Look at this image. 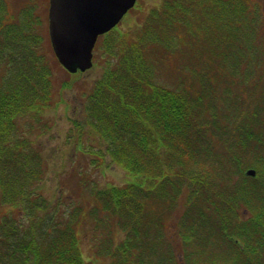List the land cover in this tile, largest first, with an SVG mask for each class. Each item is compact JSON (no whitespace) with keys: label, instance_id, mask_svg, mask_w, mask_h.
Segmentation results:
<instances>
[{"label":"trees","instance_id":"16d2710c","mask_svg":"<svg viewBox=\"0 0 264 264\" xmlns=\"http://www.w3.org/2000/svg\"><path fill=\"white\" fill-rule=\"evenodd\" d=\"M255 2L169 0L136 40L120 22L100 35L95 48L102 39L117 64L94 83L84 123L74 119L70 135L103 141L106 153L82 149L95 163L110 156L128 179L94 188L92 205L73 207L76 222L62 226L57 213L44 221L49 202L39 185L49 161L23 125L55 105L51 70L35 68L48 60L44 37L33 10L16 22L0 0V215H7L0 264H163L166 257L167 264H264V21ZM161 72L174 83L158 82ZM250 167L255 176L246 174ZM179 196L182 209L162 226L157 218L174 211ZM88 221L97 247L91 261L78 233ZM145 246L151 256L141 258Z\"/></svg>","mask_w":264,"mask_h":264},{"label":"rangeland","instance_id":"374dc122","mask_svg":"<svg viewBox=\"0 0 264 264\" xmlns=\"http://www.w3.org/2000/svg\"><path fill=\"white\" fill-rule=\"evenodd\" d=\"M4 1L11 6V14L14 15L16 22L24 16L27 10H33L35 12L33 27L44 37L41 49L43 50L44 56L48 58L45 62L39 61L35 68L43 72L46 71L45 69H50L52 73L51 85H49L48 88L50 89V98L53 99L55 105L47 111L43 118H40L41 121L43 120L42 122L36 117L29 116L28 118H25V122L23 123L26 134L37 142L39 141V144L43 147L44 153L49 161L48 171L42 181H40L39 185L40 191L45 195L49 202V207L42 210L44 212L43 217H45L44 221L45 223H51L52 219L59 214L61 215L58 219L59 225H66L69 220L75 223L77 219V211L74 210L71 213V209L73 207L74 209L76 207H81L83 203L87 207H90L94 199L92 198L94 188L113 184L120 185L125 183L128 179V173L126 170L121 165L112 161L110 156H106L105 160L102 162L96 161L95 163L92 157L94 154H90L82 149L83 147L87 149L92 147L95 151L99 148L104 151L105 147L103 141L96 143L95 141L90 140L92 134L86 132L84 136H82V143H78L77 138L70 135L72 133V128L74 127V119L84 123V106L87 103V95L90 94L94 83L98 78L102 77L107 65L114 61L111 58H108V55L105 54V51L101 46V39L93 54L95 55L93 66L84 72L80 71L75 74H69L70 72L67 73L66 68L57 62L58 60L55 57L51 46L48 31L49 2H47V8L43 9L40 0ZM168 1L169 0H139L135 8L120 22V30L127 33L129 38L136 40V38L147 29L148 23L152 17L162 16V12L165 10ZM252 1L255 2L256 0ZM254 4L260 9V21H264V0H257ZM259 26L264 27V24L261 22ZM47 34L48 37H46ZM220 37L221 35L219 34L218 38ZM183 46H180L179 50L183 49ZM212 59H214L215 66L219 68L217 57ZM255 63L256 61L253 60L249 62L250 65H255ZM114 64H117V61H115ZM22 67L26 68L27 63H22ZM246 69L247 68L245 67L241 71L243 72ZM156 79L158 82L167 85L174 83V81L168 78L167 74L162 72L157 73ZM64 83H67L68 85L64 87ZM256 97L258 96H255V98ZM262 156L264 157V155ZM224 160L230 163L232 159L226 153V155L223 156V161ZM256 161L257 159L254 158L252 162ZM247 162L249 161H246V163ZM229 166L232 168L233 172L238 171V165L232 163ZM261 167L264 168V164H262ZM261 171L263 172L264 169H261ZM78 172H81L82 176L84 175L82 188L80 185L81 175H78ZM182 203L183 197L179 196L177 203H175L176 209L157 218L162 226L170 224L174 217L171 213L180 211L182 209ZM62 210L64 211L61 214ZM1 212L2 209L0 210V213ZM70 213L72 215L71 217H68ZM0 217L1 220L6 218L7 215H0ZM27 218L29 219V217ZM25 222L27 224L29 223L28 220ZM94 225V221L85 222L78 231L80 250L82 251L84 258L89 261L95 259L97 255V247L94 244L95 235L93 230L90 229ZM170 232L174 235L175 229L171 227ZM123 237H125V232L119 230L115 238L122 239ZM144 240L145 243L152 244L151 241H148V238L145 237ZM141 251H144L141 258L151 256V250L148 246L142 247ZM156 251L158 253L157 247ZM164 256L166 255L164 254ZM162 263L167 264V257ZM106 264L112 263L107 261ZM138 264H146V261L143 259Z\"/></svg>","mask_w":264,"mask_h":264},{"label":"water","instance_id":"95a60500","mask_svg":"<svg viewBox=\"0 0 264 264\" xmlns=\"http://www.w3.org/2000/svg\"><path fill=\"white\" fill-rule=\"evenodd\" d=\"M137 0H50L49 35L62 66L71 73L93 66L95 43L124 18ZM246 174L255 176L250 167Z\"/></svg>","mask_w":264,"mask_h":264},{"label":"flooded vegetation","instance_id":"af4514ba","mask_svg":"<svg viewBox=\"0 0 264 264\" xmlns=\"http://www.w3.org/2000/svg\"><path fill=\"white\" fill-rule=\"evenodd\" d=\"M41 2V6L43 7V9H46L47 8V2H49V5H50V0H40ZM49 5H48V15H49Z\"/></svg>","mask_w":264,"mask_h":264},{"label":"bare ground","instance_id":"6f19581e","mask_svg":"<svg viewBox=\"0 0 264 264\" xmlns=\"http://www.w3.org/2000/svg\"><path fill=\"white\" fill-rule=\"evenodd\" d=\"M94 51H95V48H94Z\"/></svg>","mask_w":264,"mask_h":264}]
</instances>
